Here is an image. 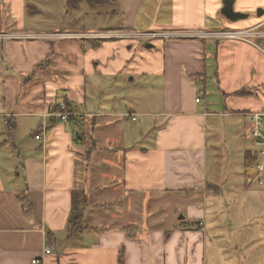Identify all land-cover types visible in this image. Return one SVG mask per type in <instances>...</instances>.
Masks as SVG:
<instances>
[{"label": "crops", "instance_id": "crops-1", "mask_svg": "<svg viewBox=\"0 0 264 264\" xmlns=\"http://www.w3.org/2000/svg\"><path fill=\"white\" fill-rule=\"evenodd\" d=\"M0 1V35L21 37L0 39V264H120L121 254V264H264V209L248 203L222 218L215 199L194 197L226 180L217 138L246 135L249 114L264 113V40L198 34L264 29V0H234L246 15L236 21L221 14L224 0H117L91 5L105 23L97 32L54 33L26 9L43 0ZM61 104L74 121L59 119ZM210 122H220L214 156ZM255 150L243 152L253 160L242 156L232 200L245 201L243 179L264 189ZM73 192L107 204L94 223L87 205L78 238L66 234Z\"/></svg>", "mask_w": 264, "mask_h": 264}, {"label": "rangeland", "instance_id": "rangeland-1", "mask_svg": "<svg viewBox=\"0 0 264 264\" xmlns=\"http://www.w3.org/2000/svg\"><path fill=\"white\" fill-rule=\"evenodd\" d=\"M27 1L28 3H32L33 0ZM44 4L48 5H46L45 7H40V9L38 10L34 8L36 12L32 11V8H30L29 4H27L28 7L26 8L30 15H32L31 13H34V17L38 20V28L40 30H43V32L48 31L47 33H54L56 31H59V29H61L63 32H97L99 26L105 24L98 21L97 15L95 14V8H92L93 6H91V4L86 0H55V4L53 0H43V5ZM37 6H39V4H37ZM5 16L6 13L3 12V10H0V30L7 27L1 22L3 19L4 21H8L9 18ZM27 30L31 32V29L27 28ZM263 40L264 39L262 38L260 39V41ZM219 126L220 122H210L207 128L208 152L213 156L215 148L212 142V134L213 130ZM250 131L251 129L246 135H243L242 137L237 132H234V141H232L231 138L227 140L223 137L217 138L218 141L217 145L215 146L217 149V153L215 154L218 161L222 162L223 164L221 174L223 178H226V180L218 184V187L220 189L218 193L200 192L194 194V197L196 199L204 198L205 204H209L212 199H215L216 204H214L212 207L216 208L217 211H221L218 213L219 217L224 218L228 216L230 211H250L247 207L248 203L254 208L259 207L264 209V195H258V198L256 200L253 199V195L255 193L264 194V189L259 190L261 187L255 188L257 186L256 180L246 181L245 179H243L238 185H235V187L239 189V192L244 193V196L240 199L245 198V201L232 200V196L236 190L230 189L231 185L234 183L233 179L239 176L240 169L243 164V161L241 159L245 148L248 150L249 147V149L254 150L255 144L252 137L250 136ZM87 146V151L93 149V144L90 141ZM101 158H103V155H97L96 162L100 163ZM212 158L213 157L210 155L211 160ZM89 198V207L90 205L92 207H97V212L88 211L89 214L96 215L93 217V223L97 220H101V222H104L107 216H105L106 213L101 208L107 207L106 202H104L102 198H99L96 194H91ZM242 202L245 204V206L241 205ZM175 209L176 211L183 210V207L181 205H176ZM183 211H180V213H178L176 219L179 216L183 215ZM173 212L174 211L171 212L172 216ZM260 214V217L264 218V211H261ZM118 225V223H115L113 225H110L112 226L110 228H120V225Z\"/></svg>", "mask_w": 264, "mask_h": 264}, {"label": "built area", "instance_id": "built-area-1", "mask_svg": "<svg viewBox=\"0 0 264 264\" xmlns=\"http://www.w3.org/2000/svg\"><path fill=\"white\" fill-rule=\"evenodd\" d=\"M195 34V33H194ZM154 36H157L156 34H153ZM200 37H209L214 39H220V40H230V41H243V42H250L251 40L257 39L260 40L261 38L264 39V29H261L260 27L251 28L248 30H221V31H215V32H208L207 34L200 35ZM95 38L100 37V34H94L92 35ZM197 36V35H196ZM40 38L41 35H37L36 38ZM182 37H191V35L188 34H182L179 36V38ZM21 37H16L15 35H0V39H18ZM35 38V36H33ZM45 38V36H44ZM62 112L58 114L60 117L59 119L62 121H66L68 119V116H70L69 113L65 111V106L61 104L60 106ZM250 121L252 124V128L250 131V135L255 140V156L258 159V162L256 163L255 167L260 174L261 179H259L258 184L262 185L264 178V113H251L249 114ZM58 118V117H57ZM135 118H133L134 120ZM35 139H40V136H35ZM50 250H45L46 254H49ZM30 264H40V261L38 259H32Z\"/></svg>", "mask_w": 264, "mask_h": 264}, {"label": "trees", "instance_id": "trees-1", "mask_svg": "<svg viewBox=\"0 0 264 264\" xmlns=\"http://www.w3.org/2000/svg\"><path fill=\"white\" fill-rule=\"evenodd\" d=\"M87 2H89L91 5H100V4H107V5H111V6H116V1L117 0H86ZM258 44H262V41L259 40ZM264 48V46H262ZM132 117V116H131ZM134 116L132 117L133 120ZM68 120H73L74 121V117H72V115L68 116V119L64 122H67ZM135 120V119H134ZM52 122L55 121L56 123V119L51 120ZM62 121V120H61ZM251 136V135H250ZM252 137V136H251ZM83 139V135H81V139H79V134H76L74 136V143L77 142H81ZM252 139L254 140V138L252 137ZM255 143V140H254ZM256 158V156H255ZM243 159H244V163H248L250 161L253 160L252 158V154L249 152H245L243 155ZM216 191V189H215ZM24 194L25 197H22L23 199L21 200L22 203V209L25 210V212H30V202L27 201L26 199V190L22 193V195ZM20 196V195H18ZM89 204V200H86V198L84 197V195L80 192H73L72 193V198H71V210H70V214L69 217L67 219V226H66V234L68 236V238H78L79 234L81 232H84L82 230H84L86 228V226H84L86 224L84 218H83V211L86 209L87 205ZM179 218V217H178ZM181 221V223H184V221H182L183 219H178ZM192 227L190 228H195V226L197 228H200V222L198 223H192L190 224ZM195 225V226H194ZM128 234H130V236H135L134 234H132L131 232H128ZM51 233L49 231L46 232V237L48 239H50ZM45 250H50L49 254H52V249L50 247V245L47 243ZM45 253V251H44ZM46 254V253H45ZM46 254V255H49ZM119 262L120 264L123 262V255L121 254L119 257Z\"/></svg>", "mask_w": 264, "mask_h": 264}, {"label": "water", "instance_id": "water-1", "mask_svg": "<svg viewBox=\"0 0 264 264\" xmlns=\"http://www.w3.org/2000/svg\"><path fill=\"white\" fill-rule=\"evenodd\" d=\"M234 3V0H224L223 2V9L221 11V14L226 17L228 20L230 21H236V20H239V19H244L246 18V15H242L240 13H235L233 12V9H232V5ZM257 14L258 15H261L262 13H260L259 11H257ZM150 47V45H147ZM179 219H183L182 216H179Z\"/></svg>", "mask_w": 264, "mask_h": 264}, {"label": "bare ground", "instance_id": "bare-ground-1", "mask_svg": "<svg viewBox=\"0 0 264 264\" xmlns=\"http://www.w3.org/2000/svg\"><path fill=\"white\" fill-rule=\"evenodd\" d=\"M255 149H256V146H255Z\"/></svg>", "mask_w": 264, "mask_h": 264}]
</instances>
